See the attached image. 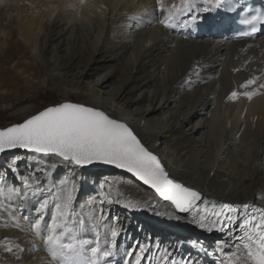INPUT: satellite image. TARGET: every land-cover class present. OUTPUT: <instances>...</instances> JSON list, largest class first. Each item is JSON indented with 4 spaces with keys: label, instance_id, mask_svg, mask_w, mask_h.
<instances>
[{
    "label": "bare ground",
    "instance_id": "1",
    "mask_svg": "<svg viewBox=\"0 0 264 264\" xmlns=\"http://www.w3.org/2000/svg\"><path fill=\"white\" fill-rule=\"evenodd\" d=\"M190 2L187 16L183 0H0V89L14 76L27 85L52 80L61 102L74 94L128 124L184 186L210 201L264 207V30L249 40L233 39L227 30L192 35L181 24L217 3ZM248 80L255 83L241 87ZM232 91L240 93L234 100ZM5 155L0 264H56L45 243L54 224L60 232L75 227L79 239L93 242L88 249L96 242L111 247L104 264L114 247L125 253V244L132 264L145 245L141 264H226L244 251L234 239L182 222L189 219L131 175L88 171L55 154ZM75 170L98 173L99 182L85 191L84 176ZM41 205L52 208L55 221L51 216L47 225ZM137 207L160 214L136 210L141 216L133 218Z\"/></svg>",
    "mask_w": 264,
    "mask_h": 264
},
{
    "label": "snow or ice",
    "instance_id": "2",
    "mask_svg": "<svg viewBox=\"0 0 264 264\" xmlns=\"http://www.w3.org/2000/svg\"><path fill=\"white\" fill-rule=\"evenodd\" d=\"M221 2L222 0H216L217 4ZM183 5L185 10H190L193 6L190 0H183ZM159 10L164 11L163 8ZM167 19L172 20L171 12ZM243 23L252 25L251 32L243 35H252L257 31L255 25L264 23V11L257 10L250 18H245ZM254 83V80H248L241 87ZM260 87L264 88V84ZM239 95L237 91H232L229 99L234 100ZM243 95L251 99L253 93L245 92ZM17 147L35 153L55 154L76 165L99 161L126 169L182 212L188 211L196 201L201 200L200 192L169 178L157 156L141 143L128 124L112 118L96 107L63 102L46 107L22 123L0 129V152ZM205 211H210L216 217V220L210 221L213 227L217 223L229 225V235L239 241L236 244L237 250L240 251L241 246L244 250L241 255L233 254L235 259L230 258L226 264H264V207L247 203L242 206L213 204L211 209L205 208ZM35 227H39V221ZM57 227L56 224L52 226L45 241L47 251L56 264H104L113 256L111 247L102 249L99 242H96L95 246L88 249L86 246L92 244V241L79 239L71 229L57 234ZM201 227L205 225L202 223ZM116 235L113 231L112 236ZM146 250V245L140 246L139 254L135 256V264H141ZM89 252L90 255L87 254ZM163 259L168 261L169 256L166 255Z\"/></svg>",
    "mask_w": 264,
    "mask_h": 264
},
{
    "label": "rangeland",
    "instance_id": "3",
    "mask_svg": "<svg viewBox=\"0 0 264 264\" xmlns=\"http://www.w3.org/2000/svg\"><path fill=\"white\" fill-rule=\"evenodd\" d=\"M0 73H1L0 75L3 76L2 74L5 72L4 71L1 72V69H0ZM13 78H5L4 82L7 84H5V86H3V88L0 89V128L7 127V126L12 125L14 123H20V122L24 121L25 119H27L29 116H32V115L38 113L39 111L43 110L44 108L61 102L62 95L56 90V87L54 86V83L52 80H50L49 83H46V84L45 83L41 84V83L36 82V83H32V84L27 85L21 76L18 78H17V76H14ZM70 101L80 103L78 98L74 94L71 95ZM24 106H30L31 107L29 113H15L16 109L24 107ZM9 155H11V154H9ZM6 156H8V155H5V156L0 155V159L5 158ZM8 166L12 170L15 168L12 163H9ZM58 166L60 167V169L63 168L62 166H64L63 164L60 163V160L58 161L57 167ZM75 171H80L83 174L84 179H82V183H83V189L85 191L87 189L91 190L99 182L98 173H88L84 170L83 171L82 170H75ZM112 173H119L120 174L122 172L113 171ZM123 174H125V173H122L121 175L124 176ZM125 175L129 176V174H125ZM173 178H175V177H173ZM175 179L179 180L177 178H175ZM179 181H181V180H179ZM17 186H18L17 184L12 186L13 193L19 192V189ZM200 193L206 195L202 191ZM34 199H36V198H34ZM252 201L258 202L255 199H252ZM170 203L172 204V202H170ZM258 203L260 204V202H258ZM130 205H133V204L130 203ZM136 210L142 211V212L145 211V212H150V213H154V214H160V213L156 212V210H154L150 207H146V208L137 207L136 209H134V213H133L134 217L133 218L141 216L140 213L138 214L137 212H135ZM172 218H174V216ZM180 219H183V218H180ZM182 222L190 225L193 228L200 229L199 227L190 223L187 220H183ZM128 226L137 227L134 223H130V222H129ZM128 226L125 225L124 228L128 227ZM200 230L203 231L202 229H200ZM203 232L208 234L205 231H203ZM187 235L189 237H192L191 234H187ZM194 237H197V236H194ZM215 261L219 262V260L217 258Z\"/></svg>",
    "mask_w": 264,
    "mask_h": 264
},
{
    "label": "water",
    "instance_id": "4",
    "mask_svg": "<svg viewBox=\"0 0 264 264\" xmlns=\"http://www.w3.org/2000/svg\"><path fill=\"white\" fill-rule=\"evenodd\" d=\"M63 102H72V103H78V102H74V101H70V100H66V101H62V102H59V103H63ZM59 103H57V104H59ZM57 104H55V105H57ZM55 105H50V106H55ZM86 105V104H85ZM50 106H48V107H50ZM86 106H90V105H86ZM97 108V107H96ZM45 109V108H44ZM43 109V110H44ZM99 110H102V109H100V108H98ZM43 110H41V111H43ZM103 111V110H102ZM40 112V111H39ZM38 112V113H39ZM38 113H36V114H38ZM106 113V112H105ZM36 114H34V115H36ZM107 114V113H106ZM33 116V115H32ZM29 117H31V116H29ZM28 117V118H29ZM27 118V119H28ZM113 118V117H112ZM26 120V119H25ZM22 122H24V121H22ZM22 122H20V123H22ZM121 122H124V121H121ZM125 123V122H124ZM14 124H18V123H14ZM14 124H12V125H14ZM12 125H9V126H7V127H10V126H12ZM130 127V126H129ZM4 128H6V127H4ZM0 129H3V128H0ZM137 138H138V136H137ZM139 139V138H138ZM140 140V139H139ZM142 143V142H141ZM143 144V143H142ZM144 145V144H143ZM147 148V147H146ZM149 150V149H148ZM16 151H31V150H28V149H23V148H19V147H17V148H13V149H6L5 151H3V152H0V155H5V154H8V153H12V152H16ZM150 151V150H149ZM150 152H152V151H150ZM153 153V152H152ZM40 154H42V153H40ZM154 155H156L155 153H153ZM51 155H54V154H51ZM157 156V155H156ZM157 158L160 160V158L157 156ZM63 159V158H62ZM68 161H70V160H68ZM160 162H161V160H160ZM74 163V162H73ZM75 164V163H74ZM161 164H162V166L164 167V165H163V163L161 162ZM78 167H82V168H84V169H86V170H88V171H97V170H107V171H112V170H116V171H120V172H122V173H125V174H129V175H131V176H133L134 178H136V179H138L139 181H141L138 177H136L133 173H130V172H128L126 169H121V168H117V167H115L114 165H108V164H104L103 162H99V161H95V162H93V163H91V164H87V165H77ZM165 168V167H164ZM165 171L167 172V170L165 169ZM168 173V172H167ZM169 178H171L170 176H169ZM171 179H173V178H171ZM175 180V179H174ZM176 182H179L178 180H175ZM142 183H143V181H141ZM179 183H181V182H179ZM144 184V183H143ZM146 185V184H145ZM146 186H148L149 188H151L152 190H154L155 191V189H153L150 185H146ZM197 191V190H196ZM156 192V191H155ZM157 193V192H156ZM207 201H208V197H206L205 195H203V194H201V200H199V201H196L195 202V204L193 205V207H191L188 211H185V212H182V211H179L178 209H176V207H175V205H174V207H175V209L177 210V212H178V214L180 215V216H183V217H185V218H188L189 219V222H191V223H197V219H198V216H199V214H200V211H201V209L203 208V207H205L206 206V203H207ZM171 202V201H170ZM213 231H215V232H220L219 231V229H216V228H214V229H212ZM239 242V241H238Z\"/></svg>",
    "mask_w": 264,
    "mask_h": 264
}]
</instances>
